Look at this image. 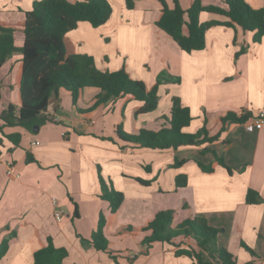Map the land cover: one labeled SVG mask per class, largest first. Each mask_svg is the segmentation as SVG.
Segmentation results:
<instances>
[{"label": "crops", "instance_id": "0c3cea01", "mask_svg": "<svg viewBox=\"0 0 264 264\" xmlns=\"http://www.w3.org/2000/svg\"><path fill=\"white\" fill-rule=\"evenodd\" d=\"M33 1L0 0V26L14 29L16 48L23 43L24 12L31 9ZM132 1L133 6L127 7L126 0H108L111 15L98 27L78 22L64 36L67 53L89 54L101 70L124 67L148 88L159 73L174 78L159 84L158 105L151 112L136 114L143 103L130 95L90 110L98 88H83L74 104L71 94L59 88L46 110L57 116L58 122H46L36 132L3 126L0 243L8 239V246L0 264H31L34 251L46 244L47 236L56 246L67 248L66 264H191L188 256L175 254L176 249L189 246L198 249L191 237L180 235L170 242L142 244L150 233L143 229L148 221L157 211L175 206L178 215L171 227L185 218L203 215L221 228L217 242L238 264L250 260L264 263V202H245L248 188L264 199V126L248 131L244 123H231L218 140L207 144L222 155L226 168L211 152L200 153L206 144L160 150L138 148L116 138L118 126L131 134L141 128L169 126V117L164 115H170L172 95L190 109L192 120L183 130L191 133L205 125L215 134L221 127L220 118L228 112H249L251 117L264 109V34L260 42H252V32L226 25L229 20L224 15L202 11L200 21L220 24L206 30L203 49L186 52L156 26L162 7L159 0ZM164 1L173 6L172 0ZM178 1L186 8L193 0ZM246 1L254 8L264 4V0ZM201 2L223 5L221 0ZM242 47L246 50L236 55ZM20 60L21 53L16 50L0 64V112L10 104L20 106ZM2 123L0 119V126ZM2 132H19V144H12ZM27 152L36 163H26ZM175 159L185 162L174 166ZM8 161L18 176L7 175ZM197 161L211 164L213 170L203 171ZM177 174L186 175L185 186L175 188ZM100 178L124 196L115 212L99 197ZM59 207L62 217L57 220L53 212ZM100 213L105 218L107 251L97 250L90 240Z\"/></svg>", "mask_w": 264, "mask_h": 264}, {"label": "trees", "instance_id": "16d2710c", "mask_svg": "<svg viewBox=\"0 0 264 264\" xmlns=\"http://www.w3.org/2000/svg\"><path fill=\"white\" fill-rule=\"evenodd\" d=\"M162 7L161 13L155 24L168 34L176 45L183 51L191 52L205 47V32L211 26L220 24L218 21H200L202 11L224 15L229 21L228 26L237 25L243 32H252V42H260L264 34V4L254 8L246 0H221V5L202 4L201 0H193L188 7L183 8L178 0H172L170 7L164 0H159ZM127 7L133 6L132 0H126ZM112 8L108 0H35L31 9L24 12L23 43L19 48L14 45V29L0 26V64L14 51L21 53V78L19 84L20 106L10 104L5 111L0 112L3 126H19L28 132H33L35 125L42 126L53 119L46 115L49 99L56 94L59 88L67 90L75 103L79 92L86 87L98 88L96 100L88 108L93 109L99 104L113 101L117 98L130 95L141 101L143 105L136 112L147 113L156 109L159 101L158 86L161 80L156 79L151 87L144 81L130 76L124 67L117 70H101L94 58L86 53L68 54L65 47L64 36L74 29L78 22H88L93 27L105 23L110 17ZM242 47L237 53H243ZM1 89V84H0ZM169 111V126L158 130L141 128L136 134L127 133L120 126L117 127L118 137L132 143L138 148L174 149L180 146H202L201 154L211 152L214 160L223 167H227L222 155H219L207 144L220 138L226 125L231 123H244L250 113L236 115L228 112L220 118L221 127L215 134H210L205 125L196 132H186L183 128L192 120L190 109L183 105L180 97L171 96ZM2 134L14 145L21 140L19 132ZM1 142V140H0ZM226 143L225 141H223ZM26 163L34 162L30 152L26 153ZM185 160L175 159L174 166L181 165ZM203 171L211 172V164L197 161ZM147 184L148 181L141 180ZM187 178L184 174L175 176V188L186 185ZM99 183L104 193L99 197L109 202L110 211L115 212L123 201V194L108 186L100 178ZM245 202L254 204L264 202L260 194L248 188ZM173 211L162 209L156 212L148 221L144 230H149L142 244L150 245L153 242H170L172 238L183 235L193 238L198 246L176 249V255H186L192 259L191 264H238L233 254L217 242V234L221 228L210 224L207 217L195 215L185 218L176 227H171ZM105 218L99 214L96 229L91 233L90 240L94 248L107 251L108 240L103 228ZM44 246L33 253L31 264H66L68 255L66 247H58L53 243L52 237L47 236ZM8 239L0 243V260L6 253ZM241 245L254 255V251L245 244ZM264 261V256L262 258ZM244 264H257L254 260ZM264 264V263H259Z\"/></svg>", "mask_w": 264, "mask_h": 264}, {"label": "built area", "instance_id": "2783aa9c", "mask_svg": "<svg viewBox=\"0 0 264 264\" xmlns=\"http://www.w3.org/2000/svg\"><path fill=\"white\" fill-rule=\"evenodd\" d=\"M46 115L50 116L53 121L58 122L59 118L57 116H51L50 114H48L47 112H44ZM244 114L243 112L240 114L242 115ZM244 126L245 129L248 131H253L255 129H260L264 126V109L259 110L255 115L249 117L245 122H244ZM63 135H65V133H63ZM33 144H39V141H33ZM7 175L12 176V175H16L15 172L13 171L12 168V163L10 161L7 162V170H6ZM53 201H55V199L53 198ZM54 217L57 220H60V218L62 217V210L60 208H57L54 210L53 212Z\"/></svg>", "mask_w": 264, "mask_h": 264}, {"label": "rangeland", "instance_id": "374dc122", "mask_svg": "<svg viewBox=\"0 0 264 264\" xmlns=\"http://www.w3.org/2000/svg\"><path fill=\"white\" fill-rule=\"evenodd\" d=\"M166 76H167V75L165 74V72H163V73H159V76H158L156 79L159 78V79L161 80V83H162L163 80H165V79L168 81V80H172V79L174 78V77H171V79H167ZM167 81H166V82H167ZM161 83H160V84H161ZM174 83H177V81L175 80ZM172 96H174V95H172ZM164 116H165L167 119H168V117H169V116H168V113H165ZM113 133H114V132H113ZM115 134H116V133H115ZM115 134H114V135H115ZM106 138H107V137H106ZM116 138H119V137L117 136V134H116ZM107 139L110 140V141H113V138H111V137H108ZM68 150H69V149H68ZM30 163H32V162H30ZM34 163H36V162H34ZM159 163H160V162H159ZM159 163H158V164H159ZM160 164H161V163H160ZM166 166H167V165H166ZM105 182H106V181H105ZM106 183H107V182H106ZM99 188H100V193H101V192L104 193V190L101 188L100 183H99ZM174 198H175V196H172L170 199L172 200V199H174ZM67 200H68V199H67ZM58 205L63 209L64 213L66 214V210H65V208H64L63 206H61L60 204H58ZM60 207H59V208H60ZM171 208H173V209H171ZM171 208H169V209L173 211V218H174L175 216L178 215V214H176V208H177V207L175 206V207H171ZM181 213H182V212H181ZM176 226H177V225H176ZM127 252H128V251H127Z\"/></svg>", "mask_w": 264, "mask_h": 264}, {"label": "water", "instance_id": "95a60500", "mask_svg": "<svg viewBox=\"0 0 264 264\" xmlns=\"http://www.w3.org/2000/svg\"><path fill=\"white\" fill-rule=\"evenodd\" d=\"M38 129H39V126L35 125V126L33 127L32 131H33V132H36V131H38Z\"/></svg>", "mask_w": 264, "mask_h": 264}]
</instances>
